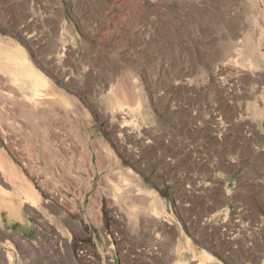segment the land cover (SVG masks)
<instances>
[{"label": "rangeland", "instance_id": "374dc122", "mask_svg": "<svg viewBox=\"0 0 264 264\" xmlns=\"http://www.w3.org/2000/svg\"><path fill=\"white\" fill-rule=\"evenodd\" d=\"M0 168V264H264V0H0Z\"/></svg>", "mask_w": 264, "mask_h": 264}, {"label": "bare ground", "instance_id": "6f19581e", "mask_svg": "<svg viewBox=\"0 0 264 264\" xmlns=\"http://www.w3.org/2000/svg\"><path fill=\"white\" fill-rule=\"evenodd\" d=\"M0 173L2 174L1 168H0ZM4 194L6 195L5 190L3 191V190L0 189V202L2 201V198L5 197ZM201 258L204 260V262L205 261L209 262L212 259L207 253H203L201 255ZM199 264H202V262H200Z\"/></svg>", "mask_w": 264, "mask_h": 264}]
</instances>
